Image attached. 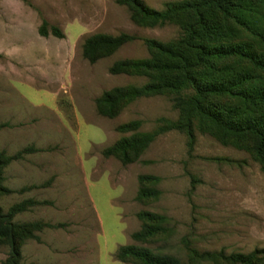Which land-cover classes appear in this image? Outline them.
I'll return each instance as SVG.
<instances>
[{
	"label": "rangeland",
	"instance_id": "374dc122",
	"mask_svg": "<svg viewBox=\"0 0 264 264\" xmlns=\"http://www.w3.org/2000/svg\"><path fill=\"white\" fill-rule=\"evenodd\" d=\"M143 1L161 9L171 0ZM42 20L63 36H40ZM119 32L137 39L94 63L81 56L86 36ZM178 35L172 23L135 25L114 0H0V150L11 155L28 145L37 149L3 168L2 184L13 192L0 196V207L5 211L25 198L47 201L13 221L61 224L36 232L39 241L26 239L20 264H129L114 257L123 244L184 258L183 240L198 251L224 254L264 248V177L246 150L195 130L187 152L184 133L169 130L130 163L101 154L129 134L115 130L122 122L137 119V131H151L158 118H177L167 94L137 98L112 118L97 114L93 100L112 86L146 81L107 71L115 60L146 57L141 38ZM139 174L159 177L157 199L134 200ZM27 185L37 186L17 192ZM140 210L167 216L169 235L132 240ZM7 251L0 245V264Z\"/></svg>",
	"mask_w": 264,
	"mask_h": 264
},
{
	"label": "trees",
	"instance_id": "16d2710c",
	"mask_svg": "<svg viewBox=\"0 0 264 264\" xmlns=\"http://www.w3.org/2000/svg\"><path fill=\"white\" fill-rule=\"evenodd\" d=\"M114 1L126 8L135 25L172 23L178 27L179 35L167 41L143 37L146 57L113 61L108 73L144 76L146 81L103 90L93 100L97 114L112 118L137 98L167 94L171 95L177 118L160 117V124L151 131H137V119L116 125L117 132L129 134L102 148V156H112L121 164L130 163L157 135L169 130L184 133L190 152L197 130L222 144L231 143L249 152L264 177V0H171L165 1L161 9L148 6L143 0ZM37 33L63 36L55 26L47 29L44 20ZM135 39V35L125 32L90 34L81 43V56L94 63ZM36 150L31 145L11 155L0 150V196L13 192L2 184L3 168ZM136 179L135 201L143 203L159 197L160 190L153 186L159 181L158 176L139 174ZM36 186L27 185L17 192ZM44 203L47 201L25 198L5 211L0 207V245L8 248L4 264H20V246L26 239L39 241L36 232L61 226L41 220L13 221L15 214ZM135 216L140 227L130 233L132 240L146 243L169 235L168 217L164 214L140 210ZM183 247L184 258H180L160 249L123 244L116 248L114 257L129 264H264V248L224 254L198 251L185 240Z\"/></svg>",
	"mask_w": 264,
	"mask_h": 264
}]
</instances>
